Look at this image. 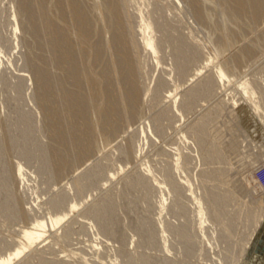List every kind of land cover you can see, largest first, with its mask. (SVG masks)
<instances>
[{
  "label": "rangeland",
  "instance_id": "374dc122",
  "mask_svg": "<svg viewBox=\"0 0 264 264\" xmlns=\"http://www.w3.org/2000/svg\"><path fill=\"white\" fill-rule=\"evenodd\" d=\"M15 1L31 22L23 35L32 30L16 40L12 5L0 0V258L41 221V236L10 264H264V189L254 180L264 164V0H212L207 15L202 0H104L107 11L54 0L57 16L48 0ZM110 14L121 23L110 26ZM220 64L230 81L184 106ZM244 81L254 97L240 94Z\"/></svg>",
  "mask_w": 264,
  "mask_h": 264
},
{
  "label": "bare ground",
  "instance_id": "6f19581e",
  "mask_svg": "<svg viewBox=\"0 0 264 264\" xmlns=\"http://www.w3.org/2000/svg\"><path fill=\"white\" fill-rule=\"evenodd\" d=\"M56 1V0H55ZM79 1V0H78ZM77 1V2H78ZM81 1V0H80ZM83 1V0H82ZM90 1V0H89ZM119 1H123V0H119ZM118 1V2H119ZM210 1H212V0H202L200 3L201 4H199L198 3V5H199V7L200 8H202L201 6H204V8L203 9H206V8H208V7H206L207 6V4H208V2H210ZM254 1V0H253ZM8 2H10V4L12 5V6H8V7H12L13 9H11V8H9L10 10H13L10 14L12 15V20H11V22L13 21V36H14V38L16 39V40H22V38L24 37V35H26V34H24L23 35V28H24V25H29V27L30 28H32L31 27V22H30V24H26V23H24L23 21V16H25L24 14V12L22 13V10L21 9H19V10H16V9H14V7H15V4H14V2H17V1H15V0H8ZM60 2H62V1H60ZM65 2V1H64ZM76 2V3H77ZM86 2H88V1H86ZM181 2V1H180ZM197 2H199V1H197ZM206 2H207V4H206ZM250 2V1H249ZM48 3H49V5H48V9L50 10L49 11V13H47V14H52L53 16H55L56 15V13L58 14L59 12H58V10L56 9L55 11H53L54 9L52 8L53 7V5H54V0H48ZM83 3V2H82ZM81 3V4H82ZM90 3V2H89ZM120 3V2H119ZM117 4V5H120V7H122L123 6V3H122V5L121 4ZM79 4V2L77 3V5ZM81 4H79L78 6L80 7V5ZM84 4V3H83ZM91 4V5H90ZM90 4H88V5H90V6H92V7H94L93 9L94 10H96V11H99L98 9L101 7L102 9H104L103 11H107V7H106V4L104 3V0H91V3ZM196 4V3H195ZM209 4H211V2L209 3ZM18 5V4H17ZM76 5V6H77ZM87 5V4H86ZM87 5V6H88ZM212 5V4H211ZM77 6V7H78ZM89 6V7H90ZM210 6V5H209ZM63 7V6H62ZM61 7V8H62ZM78 7V8H79ZM86 7V6H85ZM119 6H117V8H120ZM206 7V8H205ZM52 8V9H51ZM77 8V10H80V9H78ZM81 8V7H80ZM83 8V7H82ZM81 8V9H82ZM123 9V8H122ZM63 10V9H62ZM101 10V9H100ZM113 10V9H112ZM206 10H208V11H205L204 10V12H205V14H206V12H209V10L210 9H206ZM17 11H18V13H17ZM90 11V10H89ZM91 11H92V8H91ZM90 11V12H91ZM109 11V10H108ZM121 8H120V10L118 9V11L117 12H119V14L121 13L122 14V12L123 11H121ZM211 11V10H210ZM47 12H48V10H47ZM51 12V13H50ZM95 12V11H94ZM94 12H91V13H94ZM22 13V17H20L19 15ZM98 13V12H97ZM109 13V12H108ZM213 13H215V12H213ZM45 14V13H44ZM46 14V15H47ZM99 14H101V13H99ZM210 14H212V13H210ZM112 15H114V14H112ZM124 15V14H123ZM207 15V14H206ZM208 15H209V13H208ZM212 15H216V14H212ZM19 16V17H18ZM53 16H51V18L53 17ZM57 16V15H56ZM106 16V15H105ZM125 17H126V15H124ZM141 16V15H140ZM121 15H117V18H115L114 19V17L113 16H111V14H110V17H109V23H110V26H115V24L116 25H118L119 23H121L120 21H122L121 20ZM206 17H209V16H206ZM211 17H213V18H211V20L213 19H216L215 18V16H211ZM26 18H27V16H26ZM26 18H24L25 19V21L28 19H26ZM47 18H49V15H48V17ZM51 20V19H50ZM141 20H143V19H141ZM207 20H208V18H207ZM209 20H210V18H209ZM210 20V21H211ZM213 20L211 21V22H213ZM28 21H29V19H28ZM126 21V20H125ZM209 22V21H208ZM210 22V23H211ZM217 23H218V21H217ZM52 24V23H51ZM212 24H214L215 25V22L214 23H212ZM151 23L149 22V21H143V23H142V25H141V29H142V32L143 33H146V32H149V31H151L152 29H151ZM220 25V24H219ZM27 29L29 28L28 26H25ZM207 27V26H206ZM216 27H217V25H216ZM21 29H22V31H21ZM24 30H25V28H24ZM30 30H32V29H30ZM30 30H28V32L30 31ZM35 31V30H34ZM212 31V30H211ZM217 31V30H216ZM18 32H20L21 34H22V37H19V35H17V33ZM26 32H27V30H26ZM28 32H27V35H28ZM20 33H18V34H20ZM211 33V32H210ZM214 33V32H213ZM219 33V32H218ZM29 34H30V32H29ZM207 34H209V32L207 33ZM215 34V33H214ZM27 35L25 36V38L24 39H26V38H28L27 37ZM210 35H212V34H210ZM210 35H207V37L208 36H210ZM220 35V34H219ZM21 36V35H20ZM35 36V35H34ZM37 36V35H36ZM35 36V37H36ZM146 37H143V47H144V49L145 50H147L148 49V51L150 50V52L154 55V54H156V44H155V41H154V38L150 35V32H149V34H148V36L147 35H145ZM19 37V38H18ZM34 38V37H33ZM32 38V39H33ZM210 38H212L211 36L209 37V39ZM215 40V39H214ZM221 40V39H220ZM212 41V40H211ZM213 42V41H212ZM215 42H218V41H215ZM221 42V41H220ZM32 43V42H31ZM185 43V42H184ZM223 43V42H222ZM221 43V45H223ZM189 44V43H188ZM212 44V43H211ZM216 47H217V44H214ZM219 45H220V43H219ZM218 45V46H219ZM15 47V46H14ZM30 47H31V45H30ZM221 47V49H222V46H220ZM1 48H2V46H1V44H0V55H1V53H2V51H1ZM28 48H29V46H28ZM32 48V47H31ZM16 49V48H15ZM185 49V48H184ZM29 50V49H28ZM28 50H27V52H28ZM182 50V49H181ZM181 50H180V53H177L178 55H177V57L178 58H180V59H182V60H184V56L185 55H181L180 56V54H182V52L184 51V50H182V52H181ZM187 50V49H186ZM193 50V49H192ZM197 49L195 48L194 49V51H196ZM225 50V49H224ZM202 51V50H201ZM220 51V50H219ZM198 54H200L199 52H198V50L196 51ZM192 53V52H191ZM28 54H29V52H28ZM204 54V53H203ZM24 55H25V53H24ZM205 55V54H204ZM186 57H188V54H187V56ZM186 57H185V59H186ZM191 57H195V53H192V55H191ZM190 57V58H191ZM189 58V57H188ZM206 59V58H205ZM207 60V59H206ZM226 60V59H225ZM1 56H0V63H1ZM187 62V61H186ZM209 62V61H208ZM210 64V63H209ZM1 65V64H0ZM225 65V64H224ZM223 64H220V65H218L217 67H216V71H215V73L214 74H212V75H208L206 78H205V80H204V82H202V84H200V87L198 86V88L196 87V89L195 90H192V91H190L189 90V92H186L187 93V98H186V100H183L182 102H184V106L185 105H190V107H191V102H192V98H195L197 95H194L195 94V92H197L198 91V89L200 90V91H198L199 93L200 92H202L203 90H204V92H206L205 90H209V88L210 87H213L212 85H214V86H217L219 83H221L223 86H225L224 85V82L227 80V82L228 81H230L229 80V78L231 79V77H229V74L227 73V71L226 70H228L229 69V67H226V68H228V69H226L225 68V66H224ZM4 66V65H3ZM205 67H206V65H205ZM6 69V68H5ZM133 69V68H132ZM230 70V69H229ZM233 70V69H232ZM133 74V73H132ZM198 74V73H197ZM233 74V73H232ZM21 76V77H20ZM18 78L19 79H21L22 80V75H20ZM26 78V77H25ZM247 80V79H246ZM203 81V80H202ZM240 84V86H239V89L241 88L242 90H240V94L242 95L243 94V92H245V94L246 93H248V91H249V93H251L250 94V96H252V94H255V91H254V89L252 88V85H250V82L248 81H244V82H240L239 83ZM238 84V85H239ZM242 86V87H241ZM193 87H194V85H193ZM218 87H220V85L219 86H217V88ZM216 88V87H215ZM201 89H202V91H201ZM238 89V90H239ZM197 92V93H198ZM237 92H239V91H237ZM196 93V94H197ZM184 94V93H183ZM182 94V95H183ZM204 94V93H203ZM257 94V93H256ZM236 95H238V94H236ZM249 95V94H248ZM184 96H186V95H184ZM195 96V97H194ZM240 96V95H239ZM244 96V95H243ZM233 97V96H232ZM241 97V96H240ZM252 97H254V96H252ZM242 98V97H241ZM245 98V97H244ZM179 99H181V97L179 98ZM178 99V100H179ZM247 99H251V98H248L247 97ZM182 100V99H181ZM233 101H232V105H230L229 106V108L231 107V109H230V113H229V115L230 114H233V109L232 108H236L238 105H236V100L237 99H232ZM239 100V99H238ZM244 100V99H243ZM255 101H257L256 99H254ZM185 101H186V103H185ZM174 103L175 102H177V101H173ZM179 102H181V101H179ZM178 102V103H179ZM223 102V101H222ZM239 102V101H238ZM245 102V101H244ZM258 102V101H257ZM255 103L254 102V106L256 105L257 106V104L258 103ZM174 103H172V104H174ZM191 103V104H190ZM176 104V103H175ZM180 104V103H179ZM220 104H222V103H220ZM181 105H183V104H181ZM222 105H224V104H222ZM241 105V104H240ZM244 105H245V103H244ZM243 105V106H244ZM250 105V104H249ZM183 106V107H184ZM187 106V107H188ZM217 106H218V104H217ZM220 106V105H219ZM218 106V107H219ZM233 106V107H232ZM258 106H260L259 104H258ZM178 107V106H177ZM177 107H176V109H177ZM186 107V109H189V108H187ZM226 107V106H225ZM228 107V106H227ZM246 107V106H245ZM185 108V107H184ZM249 108V107H248ZM255 108V107H254ZM260 107H258V109H259ZM180 109H182L181 107H180ZM241 109H243L242 107H241ZM240 109V110H241ZM251 109V108H250ZM178 110V109H177ZM236 110V109H235ZM239 110V109H238ZM244 110V109H243ZM255 111H256V108H255ZM254 111V112H255ZM258 111V110H257ZM235 112V111H234ZM245 112H247V111H245ZM250 112V111H249ZM248 112V114H250ZM253 112V111H252ZM162 113V112H161ZM255 114H258L259 115V113H255ZM228 115V114H227ZM251 115H253V113H251ZM257 115V116H258ZM163 116V115H162ZM254 116V115H253ZM207 117V116H206ZM205 117V118H206ZM209 117V116H208ZM207 117V118H208ZM230 118L232 117V115L231 116H229ZM204 118V119H205ZM210 118V117H209ZM238 118H239V116H238ZM257 118V117H256ZM158 118L156 117V119L154 120V121H156ZM253 119V118H252ZM251 119V120H252ZM261 120V119H260ZM160 121V120H159ZM203 121H206V119L205 120H203ZM202 121V122H203ZM202 122H199V123H197V126L195 127V129H194V134H196L197 135V138L199 139V143L201 142L202 143V145L204 144V142H205V133H204V131L206 130L205 128H203V124H202ZM239 122V121H238ZM199 124V125H198ZM155 125V124H154ZM160 125V124H159ZM238 125V124H237ZM263 126H264V124H263ZM156 127H157V125H156ZM161 128V127H160ZM190 128V127H189ZM194 128V127H193ZM160 130V129H159ZM155 131V130H154ZM157 131V130H156ZM244 131V130H243ZM158 132H160V131H158ZM239 132H240V130H239ZM148 133V132H147ZM192 133H193V131H192ZM254 133V132H253ZM238 134H240V133H238ZM247 134V133H246ZM206 135H208V133L206 134ZM217 135V134H216ZM255 135V134H254ZM215 137V136H214ZM209 138V137H208ZM242 138H244V137H242ZM151 139V138H150ZM250 140V139H249ZM215 141H216V137H215ZM261 142V141H260ZM207 143H208V141H207ZM260 145V144H259ZM262 145V144H261ZM194 147H196V145L194 146ZM264 147V146H263ZM194 149H197V148H194ZM178 150V149H177ZM176 150V151H177ZM215 150V149H214ZM203 151H204V153L206 154V153H208V152H206V150H204V147H203ZM211 151V150H210ZM213 151V150H212ZM230 152V151H229ZM264 152V151H263ZM167 153V152H166ZM209 154V153H208ZM175 155H176V158H175V162H174V169L175 170H178L179 168H180V163H179V161H180V159H181V156H182V154L180 153V152H176L175 153ZM213 155V154H212ZM183 158V157H182ZM188 159V158H187ZM211 159V158H210ZM205 160V159H204ZM209 160V159H208ZM237 161V160H236ZM241 161V160H240ZM184 162V161H183ZM232 163V162H231ZM184 164V163H183ZM235 164H237V162L235 163ZM238 165V164H237ZM250 166V165H249ZM21 167L22 166H19L18 167V170H17V176L18 177H20V176H22L23 174H22V172L24 173V171H21ZM236 167V166H235ZM239 167V166H238ZM242 167V166H241ZM209 168V167H208ZM242 169V168H241ZM147 170V169H146ZM149 171V170H148ZM179 171V170H178ZM243 171V170H242ZM145 172V171H144ZM244 172V171H243ZM146 173V172H145ZM238 173H239V171H238ZM242 174H244V173H242ZM113 175H114V173H113ZM109 176H110V174H109ZM146 176H148V175H146V174H144V173H139V177L143 180V181H145V180H147V178L148 177H146ZM17 177V178H18ZM150 179V178H149ZM148 179V180H149ZM18 180V179H17ZM186 182H184V183H186L187 184V187H188V190L190 191V193H191V199H192V195H193V193H192V189H191V187H192V185H191V183L188 181V179L187 180H185ZM157 183V182H156ZM159 183V186H160V182H158ZM157 183V184H158ZM182 183V182H181ZM162 184V183H161ZM171 183L169 182V185H170ZM150 185H152V184H150ZM149 185V186H150ZM156 185V184H155ZM182 185V184H181ZM179 183H173V189H174V191L176 192V193H178L179 191L177 190L178 188H180V186H181ZM157 186V185H156ZM164 186V185H163ZM166 186V185H165ZM104 187V186H103ZM152 187V186H151ZM154 187V186H153ZM159 188H161V186L159 187ZM162 189V188H161ZM178 191V192H177ZM174 192V193H175ZM163 195H165V194H163ZM161 200L159 201V204H160V207H161V209H159L160 211H164L165 209V199L166 198H164V196H161ZM193 200L196 202V204H197V216H198V221H199V230H200V232H201V234H203V237H205V235H206V233H205V228L204 227H206V224H205V222L207 221V213H206V211L204 210V208L202 207V202H201V199L200 198H197L196 196H194L193 197ZM192 200V201H193ZM259 200H260V207H262V212H263V209H264V206H263V201H262V199H261V197H259ZM84 202V201H83ZM77 203H74V204H72L71 206H70V210H67V212H69L68 214H70V212H73V210H75V208L77 207V205H76ZM81 204H83V203H81ZM196 207V206H195ZM69 209V208H68ZM93 209V208H92ZM95 210V209H94ZM101 210H102V208L100 209V211H99V214H98V216L100 215V212H101ZM95 212V211H94ZM102 213V212H101ZM68 214H62V215H57V216H54V217H49V219H50V225L51 226H57L58 224H60L63 220H64V218L68 215ZM159 216V215H158ZM67 218V217H66ZM161 218V217H160ZM37 223L34 225V227H32V228H26L25 230H23V231H21V239H22V241L20 242V244L19 245H17V247L11 252V253H9L6 257H4V258H0V264H10L14 259H16L24 250H25V248L28 246V245H30V244H32L38 237H40L41 236V233L40 232H38L37 231V229L38 228H44L45 227V223L44 222H41V221H36ZM207 223V222H206ZM91 224V223H90ZM93 224V223H92ZM32 226V225H31ZM91 226V225H90ZM162 226V225H161ZM92 227V226H91ZM161 229H160V231L162 232V234L164 235L165 234V229L163 228V227H160ZM90 229V228H89ZM92 229V228H91ZM20 240V239H19ZM163 240V239H162ZM166 240V239H165ZM164 240V241H165ZM164 243H166V242H164ZM247 244H249V241L246 243V245ZM166 245V244H165ZM245 245V246H246ZM243 256V255H242ZM218 263H220V264H222V262L219 260V261H217V264ZM236 264H238V261H236Z\"/></svg>",
  "mask_w": 264,
  "mask_h": 264
},
{
  "label": "built area",
  "instance_id": "2783aa9c",
  "mask_svg": "<svg viewBox=\"0 0 264 264\" xmlns=\"http://www.w3.org/2000/svg\"><path fill=\"white\" fill-rule=\"evenodd\" d=\"M255 183L260 187L264 189V164H261L257 170L256 175L254 177Z\"/></svg>",
  "mask_w": 264,
  "mask_h": 264
}]
</instances>
